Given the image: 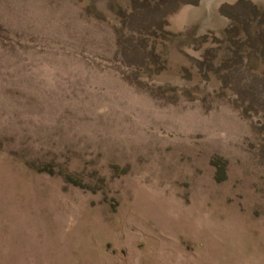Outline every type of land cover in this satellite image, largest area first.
I'll use <instances>...</instances> for the list:
<instances>
[{"label": "rangeland", "instance_id": "rangeland-1", "mask_svg": "<svg viewBox=\"0 0 264 264\" xmlns=\"http://www.w3.org/2000/svg\"><path fill=\"white\" fill-rule=\"evenodd\" d=\"M0 264H264V0H0Z\"/></svg>", "mask_w": 264, "mask_h": 264}]
</instances>
